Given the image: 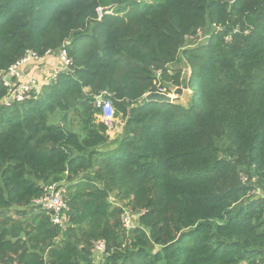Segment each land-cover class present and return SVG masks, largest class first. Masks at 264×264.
<instances>
[{"label":"trees","instance_id":"obj_1","mask_svg":"<svg viewBox=\"0 0 264 264\" xmlns=\"http://www.w3.org/2000/svg\"><path fill=\"white\" fill-rule=\"evenodd\" d=\"M62 47L38 99L0 86V264H264V0H0V74ZM159 83L190 103L135 107ZM62 182L63 233L34 205Z\"/></svg>","mask_w":264,"mask_h":264},{"label":"built area","instance_id":"obj_2","mask_svg":"<svg viewBox=\"0 0 264 264\" xmlns=\"http://www.w3.org/2000/svg\"><path fill=\"white\" fill-rule=\"evenodd\" d=\"M97 12L101 18L103 10L99 8ZM54 59L59 63V67H55L49 78L43 82L41 74L46 67L44 64L48 60ZM73 65L74 60L70 57L66 47H62L57 52L49 50L44 56H40L33 51H28L22 59L12 65L6 72L0 74V86L3 85L8 90V95L4 98V103H22L27 100L38 99L44 87L55 85L59 75L70 72ZM161 74L162 71L157 72L158 78H160ZM156 92L167 94L160 83L158 85V91ZM108 96L106 92L96 96L93 106L102 110L99 118L107 125L108 135L113 140L112 138L120 132L121 128L118 127L116 110ZM67 194L68 189L65 182L55 183L44 186L42 196L34 200V205L45 212L50 217L51 222L62 233L66 232L72 224ZM114 205L121 206L116 202H114ZM140 215V213H136L131 208L123 207L121 221L126 231H130L134 227V222ZM93 245V252L99 254L106 252V242L104 240L96 241Z\"/></svg>","mask_w":264,"mask_h":264},{"label":"water","instance_id":"obj_3","mask_svg":"<svg viewBox=\"0 0 264 264\" xmlns=\"http://www.w3.org/2000/svg\"><path fill=\"white\" fill-rule=\"evenodd\" d=\"M69 45V44H68ZM184 95V88L180 87L174 91V96L159 92H151L147 94L135 107H141L148 103H167L175 104L181 101V97ZM25 235L22 233L18 239H24ZM17 240V239H16Z\"/></svg>","mask_w":264,"mask_h":264},{"label":"rangeland","instance_id":"obj_4","mask_svg":"<svg viewBox=\"0 0 264 264\" xmlns=\"http://www.w3.org/2000/svg\"><path fill=\"white\" fill-rule=\"evenodd\" d=\"M198 38H199L198 39V43H199V42H201V38L200 37H198ZM193 40L196 41L197 39L195 38ZM44 66H46V65L44 64ZM51 67L54 68L53 66H50V68ZM181 67H184V66L182 65ZM50 68L49 69L44 68V72H42V74H41L43 82H45L49 78L51 72L53 71V69L50 70ZM42 70H43V68H42ZM183 88H184V95L181 97L182 99H181V101L179 103H182L183 105L187 106L190 103L191 96H192L191 94L192 93L188 89L187 85H185ZM174 91L175 90H172L171 93H170L172 96H174ZM116 122L118 124V127H120L121 129H120V132L115 137L112 138L113 140H115L123 132V126H122V124L124 125V123L122 122V120L120 119V117L117 119ZM96 254H97V256L100 255L99 253H96Z\"/></svg>","mask_w":264,"mask_h":264},{"label":"crops","instance_id":"obj_5","mask_svg":"<svg viewBox=\"0 0 264 264\" xmlns=\"http://www.w3.org/2000/svg\"><path fill=\"white\" fill-rule=\"evenodd\" d=\"M46 69H49L50 68V66H53L54 68L55 67H59V63L54 59V60H48L46 63ZM54 68H50V70H52V69H54Z\"/></svg>","mask_w":264,"mask_h":264}]
</instances>
